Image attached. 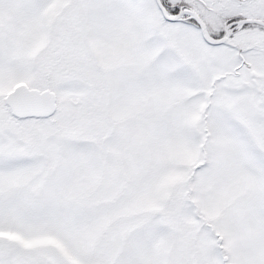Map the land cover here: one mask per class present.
<instances>
[{"label":"snow or ice","instance_id":"6c2138e0","mask_svg":"<svg viewBox=\"0 0 264 264\" xmlns=\"http://www.w3.org/2000/svg\"><path fill=\"white\" fill-rule=\"evenodd\" d=\"M0 264H264V0H0Z\"/></svg>","mask_w":264,"mask_h":264}]
</instances>
